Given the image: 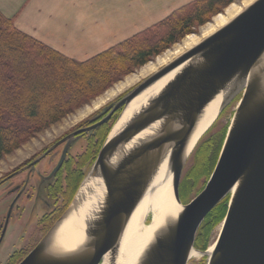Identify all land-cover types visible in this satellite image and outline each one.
Returning <instances> with one entry per match:
<instances>
[{
  "label": "water",
  "instance_id": "water-1",
  "mask_svg": "<svg viewBox=\"0 0 264 264\" xmlns=\"http://www.w3.org/2000/svg\"><path fill=\"white\" fill-rule=\"evenodd\" d=\"M178 68L120 132L110 137V131L67 210L19 264H101L107 255L115 264L130 218L165 160L172 174L173 199L182 210L157 230L137 264H189L192 252L202 254L206 264H264V0H255L228 24L118 96L107 109L113 106L111 114L120 109L122 113ZM241 93L209 179L195 198L183 204L180 183L190 153ZM220 95L217 119L188 153L199 120ZM146 131L151 133L139 138ZM94 180L103 185L102 201L87 223L84 241L68 250L55 241L58 226L85 183ZM222 203L226 213L214 247L200 250L195 247L198 232Z\"/></svg>",
  "mask_w": 264,
  "mask_h": 264
},
{
  "label": "trees",
  "instance_id": "trees-1",
  "mask_svg": "<svg viewBox=\"0 0 264 264\" xmlns=\"http://www.w3.org/2000/svg\"><path fill=\"white\" fill-rule=\"evenodd\" d=\"M234 1L196 0L84 62L69 59L24 34L16 28L14 18L0 12V160L169 49ZM218 207L220 216L210 221L209 214L200 231H211L223 220L226 205Z\"/></svg>",
  "mask_w": 264,
  "mask_h": 264
},
{
  "label": "bare ground",
  "instance_id": "bare-ground-1",
  "mask_svg": "<svg viewBox=\"0 0 264 264\" xmlns=\"http://www.w3.org/2000/svg\"><path fill=\"white\" fill-rule=\"evenodd\" d=\"M254 1L255 0H239L230 4L222 13L214 16L210 23L204 25L199 34L187 35L180 43L175 44L172 48L156 57L153 62L147 63L135 74L126 77L123 81L114 85L109 91L93 101L91 105H87L80 109L73 116V123L83 120L94 111L102 108L109 101L126 92L139 81L172 62L175 58L197 45L204 38L212 35L228 24ZM180 69L181 68H178L173 71L136 97L124 109L121 116L115 122L111 129L110 137L120 132L129 120L136 115L148 101L158 95ZM222 100L223 96L220 95L206 108L190 140L188 153L193 150L199 138L203 136L211 124L217 119ZM150 133L151 131H146L139 138L147 136ZM190 155H192V153H190ZM171 186L172 174L169 169L168 160H165L144 198L130 218L120 243L115 264H137L146 248L153 241L154 234L157 230H159L166 221L174 218L182 210V207L177 205L173 199ZM102 198L103 185L101 181H87L79 191L75 204L64 220L59 224L55 241L58 244L65 245L68 250L76 246L78 247L85 239L84 236L87 223L93 219ZM214 243L208 247L209 251L213 249ZM194 258L198 260L202 258V254L198 255L192 252L191 259ZM101 264H111L110 256H105Z\"/></svg>",
  "mask_w": 264,
  "mask_h": 264
},
{
  "label": "crops",
  "instance_id": "crops-1",
  "mask_svg": "<svg viewBox=\"0 0 264 264\" xmlns=\"http://www.w3.org/2000/svg\"><path fill=\"white\" fill-rule=\"evenodd\" d=\"M196 0H0L16 28L79 62L132 38Z\"/></svg>",
  "mask_w": 264,
  "mask_h": 264
},
{
  "label": "flooded vegetation",
  "instance_id": "flooded-vegetation-1",
  "mask_svg": "<svg viewBox=\"0 0 264 264\" xmlns=\"http://www.w3.org/2000/svg\"><path fill=\"white\" fill-rule=\"evenodd\" d=\"M109 106L0 180V199L5 201V204L9 202L4 215L0 216V251L3 243L9 239L8 237L14 236V239L24 241L22 229L25 218L23 217L29 207V213L35 211L39 205L44 208L45 211L36 220L37 225H41L38 227L41 228L40 231H43V234L53 222L60 218L62 214L55 197L56 194L61 192L63 196L68 195V199L70 196L73 199L85 176L88 162H93V158L97 157L106 136L121 113L120 109L111 114L113 106L107 109ZM83 130L85 131L61 142L67 136ZM84 141L87 143L84 144L83 149L77 151L78 144ZM47 160L50 165L49 170L41 169L46 165ZM60 162V167L56 169ZM53 172H55L54 175H52ZM42 192H45L46 196ZM15 226L17 227L16 234L12 235ZM34 247L35 245L31 249L16 248L4 264H19Z\"/></svg>",
  "mask_w": 264,
  "mask_h": 264
},
{
  "label": "rangeland",
  "instance_id": "rangeland-1",
  "mask_svg": "<svg viewBox=\"0 0 264 264\" xmlns=\"http://www.w3.org/2000/svg\"><path fill=\"white\" fill-rule=\"evenodd\" d=\"M237 1H239V0H235L234 2H237ZM227 7H225L220 13H222ZM216 15H214V16H216ZM214 16H212L211 19L208 22H206L205 24H203L201 26L194 27L192 29L193 31L188 35L199 34L201 31V28L204 25H206L207 23H210L213 20ZM186 36H184L177 43H180ZM177 43H175V44H177ZM175 44H173L170 48H172ZM155 58H156V56L154 58H152L149 62H153ZM149 62H147V63H149ZM141 67L135 69L133 73L123 77L121 80L116 82L114 85L123 81L126 77H128L132 74H135L138 70H140ZM114 85H112V87ZM112 87H110L105 92H103L102 94H100L96 98L92 99L88 103L84 104L80 108L76 109L72 113L68 114L66 117H64L59 122L53 124L52 126L48 127L47 129H45L41 132H39L33 138H31L26 143H24L19 149L15 150L11 154L5 155L0 160V180L3 177H5L7 174H9L10 172L15 170L16 168H18L25 161H27L33 157L38 156L45 148L49 147L51 144L56 142L58 139L62 138L64 135L69 133L72 129L76 128L78 125L82 124L83 122H86V121L94 118L98 113L102 112L107 106L114 103L116 101L117 97L114 98L113 100L109 101L107 104H105L99 110L91 113L89 116H87L83 120H80L79 122H75V123H73V121H72L73 116L80 109H82L83 107H85L87 105H91V103L93 101H95L97 98H99L104 93L109 91ZM241 95H242V93L238 94L235 98H233V100L229 103V105L223 111V113L219 116V118L217 119L215 124L211 127V129L203 137V139L200 141L199 145L197 146V148L194 150L193 154L189 158L187 165L183 171V175H182L181 183H180V198H181V201L183 204H187L193 198H195L202 191L207 180L209 179V176L212 173V170L215 166V162L217 161L216 158H218V155H219V152H220L226 131H227L228 126L230 125L231 119H232V117L236 111L239 100L241 99ZM106 138H107V136H106ZM106 138H105V140H106ZM86 143H87V141H84V142H81L80 144H78L79 147H77V151H80L81 149H83L84 144H86ZM78 149H80V150H78ZM94 161L88 162L87 167H86V172L84 173L85 176H83L80 184L82 183L84 178L90 172L91 166L94 163ZM206 161H208V162H206ZM45 164L46 165L44 167H41V169L49 170L50 165L48 164V160L45 162ZM80 184H79V186H80ZM42 193H45V192H42ZM44 195L46 196V193ZM55 197L58 200V206L61 208L60 213L63 215L64 212L67 210V208L70 205L69 203L72 199V196H70V198L68 199V195L63 196V194L61 192H58ZM8 204H9V202H7L5 204V201L0 199V216L4 215V213L7 209L6 207L8 206ZM32 207H33V205H32ZM29 211H30V207L28 208V210H26V213L24 214V217H23V219L25 218V220H24L25 223L23 225L24 227L22 229L23 230L22 235H23L24 241H20V239L16 240V239H14L15 238L14 236L8 237L9 239H7L6 242L3 243V247L0 251V264H4V262L7 260L9 255L16 248L25 247L27 249H31L34 245L36 246L37 241L40 242V240L47 233L46 231L49 230L53 226L52 224L56 223V221L53 222L51 224V227L49 226L47 228V230L45 231V233L43 234V231H40L41 228L38 227L41 225H37L36 220L38 217H40L43 214V212L45 211L44 208L42 207V205H39V207H37L35 209V211H33L31 213H29ZM220 213L221 212L219 210V207L214 209L210 213V221L213 220V218L220 216ZM221 222L219 224H217L214 228H212L211 231H208V228L205 230H201V231L199 230V232H198L199 235H197L195 247H197L200 250L203 249V251L208 249V247L216 241V239L219 235V232L221 229ZM16 230H17V227L15 226L12 230V235L16 234ZM19 230H20V228H19ZM189 264H206V262H205V258L202 257L198 260L196 258L192 259L189 262Z\"/></svg>",
  "mask_w": 264,
  "mask_h": 264
}]
</instances>
